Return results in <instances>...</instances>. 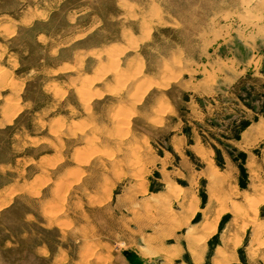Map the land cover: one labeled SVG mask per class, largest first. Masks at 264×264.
Segmentation results:
<instances>
[{"label":"rangeland","instance_id":"374dc122","mask_svg":"<svg viewBox=\"0 0 264 264\" xmlns=\"http://www.w3.org/2000/svg\"><path fill=\"white\" fill-rule=\"evenodd\" d=\"M249 70L264 0H0V264H264Z\"/></svg>","mask_w":264,"mask_h":264},{"label":"trees","instance_id":"16d2710c","mask_svg":"<svg viewBox=\"0 0 264 264\" xmlns=\"http://www.w3.org/2000/svg\"><path fill=\"white\" fill-rule=\"evenodd\" d=\"M240 100L243 101L245 105L251 108L255 114L252 119H247L242 117L239 123L234 129L233 137L238 139L241 136L242 131L251 123L252 120H257L260 115L264 116V93L255 94L254 87L251 85L243 84L241 86V92L239 93ZM254 101H259L260 105L255 106Z\"/></svg>","mask_w":264,"mask_h":264},{"label":"crops","instance_id":"0c3cea01","mask_svg":"<svg viewBox=\"0 0 264 264\" xmlns=\"http://www.w3.org/2000/svg\"><path fill=\"white\" fill-rule=\"evenodd\" d=\"M242 71V70H241ZM245 72V71H244ZM253 73H254V71H252V70H249V71H247V72H245L243 75H239L238 77H236V78H234L233 79V82L231 83V85H230V87H229V92L231 93V96L232 97H234V98H236L237 99V101H238V103H242L243 101H241L240 100V97H239V93L241 92V86L243 85V84H245V81H246V79H248L247 77H250V79H253L251 76H253ZM258 80V79H257ZM250 84H251V86H253L254 87V89H256V91H261V89H263L264 90V81L262 80V81H259L258 80V82H256V81H254V79L253 80H250ZM247 84V83H246ZM261 88V89H260ZM204 97V99H207V100H211L213 97H217V98H221L222 97V95H220V94H217V95H207V94H204L203 95ZM203 106V105H202ZM252 110V109H251ZM254 114H255V112L252 110V116H254ZM182 118H185L183 115L181 116ZM242 134V133H241ZM150 189L153 191V190H156L152 185H151V187H150ZM231 191H233V190H231ZM235 192V191H234ZM228 193V192H227ZM236 193V192H235ZM224 196H225V194H224ZM224 196H222V197H217V198H224ZM213 200V199H212ZM233 201V200H232ZM232 201H230V202H232ZM215 204V203H214ZM213 203H212V201H211V204L210 205H206V206H204V207H202V213H203V216H205L204 215V213L207 211L208 212V214H210L209 213V210L211 211L212 209H213V207L212 206H214V207H218L219 208V205L218 204H215L214 205Z\"/></svg>","mask_w":264,"mask_h":264},{"label":"bare ground","instance_id":"6f19581e","mask_svg":"<svg viewBox=\"0 0 264 264\" xmlns=\"http://www.w3.org/2000/svg\"><path fill=\"white\" fill-rule=\"evenodd\" d=\"M236 193H234V191L229 192L228 194H226L227 196L224 198L225 200H232L234 198ZM237 196V195H236ZM216 199V198H215ZM219 200H221L220 198L216 199V203L219 204Z\"/></svg>","mask_w":264,"mask_h":264}]
</instances>
